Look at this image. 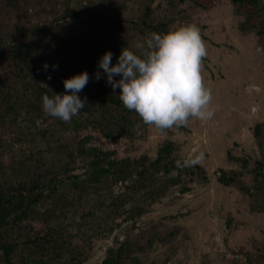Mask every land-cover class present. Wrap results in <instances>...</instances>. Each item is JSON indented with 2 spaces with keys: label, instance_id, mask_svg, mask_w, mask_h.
Returning a JSON list of instances; mask_svg holds the SVG:
<instances>
[{
  "label": "trees",
  "instance_id": "1",
  "mask_svg": "<svg viewBox=\"0 0 264 264\" xmlns=\"http://www.w3.org/2000/svg\"><path fill=\"white\" fill-rule=\"evenodd\" d=\"M141 1L135 6L122 0H0V264H83L89 257L85 247L90 251L95 240L107 238L123 223L132 222L128 229H134L133 222L183 179L188 181L181 193L190 191V183L208 182L200 166L183 164L171 140L162 142L153 160L146 156L119 159L114 150L92 145L90 135L78 140L73 149L60 145L63 158L57 162H47L35 149L37 137L41 140L49 133L38 128L37 122L50 120L77 132L91 129L111 141L122 135L132 138L135 127L146 124L124 107L119 89L113 92L106 85L103 70H99L101 79L94 77L105 51L113 53L111 63L115 64L123 47L137 51L135 45L143 36L167 32V24L152 16L149 5L154 0ZM231 3L264 9L263 0ZM84 14L87 18L74 28L57 24L64 17L78 20ZM45 62L47 71L42 67ZM53 64L58 65L56 70ZM81 71L89 74L79 94L87 98L86 106L69 122L46 114L42 96L63 92V79ZM13 141L21 145L15 147ZM231 159L246 164L240 158ZM263 167L264 158L253 167L254 184L249 190L264 193ZM236 176L220 170L217 181L229 187L236 183ZM118 185L119 194H113ZM98 212L110 217L104 226L95 221ZM135 246L128 237L113 238L100 264H125Z\"/></svg>",
  "mask_w": 264,
  "mask_h": 264
},
{
  "label": "rangeland",
  "instance_id": "2",
  "mask_svg": "<svg viewBox=\"0 0 264 264\" xmlns=\"http://www.w3.org/2000/svg\"><path fill=\"white\" fill-rule=\"evenodd\" d=\"M122 1L135 6L143 2ZM149 6L154 20L167 24L166 31L185 24L199 29L207 52L201 77L211 92L213 117L208 121L191 117L182 125L183 131L173 126L160 132L149 124H139L132 138L122 135L113 141L91 129L64 130L46 120L37 122L38 128L49 133L44 139L37 137L35 149L47 162H57L63 158L61 146L73 149L78 140L90 135L92 145L114 150L119 159L146 156L153 160L162 142L171 140L183 164L190 157L199 159L194 165L200 166L209 180L205 185L190 183V191L181 193L182 184L188 181L183 179L133 222L134 229H128L132 222L123 223L107 238L95 240L90 251L85 247L89 257L83 264H100L113 238L123 241L127 237L137 246L128 253L125 264H263L259 256L264 259V193L249 188L254 184L253 167L264 158V9L236 6L231 0L183 4L154 0ZM86 18V14L78 20L64 17L57 24L68 23L74 28ZM50 21L55 22L53 18ZM147 39L143 36L140 44ZM23 148L27 149L26 144ZM230 156L246 164H236ZM220 170L228 176L239 175L236 183L221 185L217 181ZM119 192V185L113 188V194ZM108 218V213L98 212L95 221L104 226ZM95 232L99 227L95 226Z\"/></svg>",
  "mask_w": 264,
  "mask_h": 264
},
{
  "label": "clouds",
  "instance_id": "3",
  "mask_svg": "<svg viewBox=\"0 0 264 264\" xmlns=\"http://www.w3.org/2000/svg\"><path fill=\"white\" fill-rule=\"evenodd\" d=\"M137 51L123 47L116 63H111L113 53L105 51L97 62L96 80L101 72L106 85L125 108L134 111L146 124L163 131L185 124L195 117L208 121L214 115L211 92L202 82V59L207 55L199 29L192 24L181 25L165 33H150L143 44H136ZM43 69L48 70L45 62ZM53 70L58 65L53 64ZM115 77H119L116 79ZM51 79V76H48ZM64 91L42 96V109L51 117L69 122L87 104L80 93L89 82L87 71L63 79ZM200 160L190 157L185 165Z\"/></svg>",
  "mask_w": 264,
  "mask_h": 264
},
{
  "label": "built area",
  "instance_id": "4",
  "mask_svg": "<svg viewBox=\"0 0 264 264\" xmlns=\"http://www.w3.org/2000/svg\"><path fill=\"white\" fill-rule=\"evenodd\" d=\"M234 257H235L234 259H237L238 258V255H235ZM231 259H232V256H231Z\"/></svg>",
  "mask_w": 264,
  "mask_h": 264
}]
</instances>
